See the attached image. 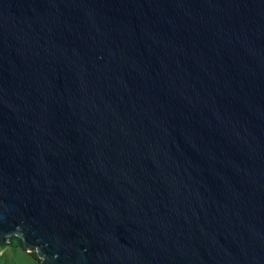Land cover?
Masks as SVG:
<instances>
[{
	"label": "water",
	"instance_id": "95a60500",
	"mask_svg": "<svg viewBox=\"0 0 264 264\" xmlns=\"http://www.w3.org/2000/svg\"><path fill=\"white\" fill-rule=\"evenodd\" d=\"M39 264H264V0H0V245Z\"/></svg>",
	"mask_w": 264,
	"mask_h": 264
},
{
	"label": "rangeland",
	"instance_id": "374dc122",
	"mask_svg": "<svg viewBox=\"0 0 264 264\" xmlns=\"http://www.w3.org/2000/svg\"><path fill=\"white\" fill-rule=\"evenodd\" d=\"M0 264H37V262L20 247L0 245Z\"/></svg>",
	"mask_w": 264,
	"mask_h": 264
},
{
	"label": "trees",
	"instance_id": "16d2710c",
	"mask_svg": "<svg viewBox=\"0 0 264 264\" xmlns=\"http://www.w3.org/2000/svg\"><path fill=\"white\" fill-rule=\"evenodd\" d=\"M12 245L15 247H20L21 249H23L27 254H29L36 262L37 264L40 263V258L37 256L36 252H29L27 249H25L22 239L18 236H10L8 238H6L5 241H3V243L1 245Z\"/></svg>",
	"mask_w": 264,
	"mask_h": 264
}]
</instances>
